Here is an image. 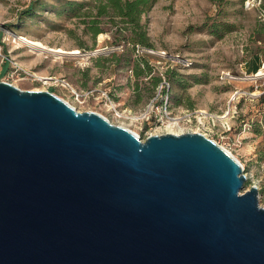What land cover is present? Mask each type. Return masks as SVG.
I'll return each instance as SVG.
<instances>
[{"label": "water", "instance_id": "obj_1", "mask_svg": "<svg viewBox=\"0 0 264 264\" xmlns=\"http://www.w3.org/2000/svg\"><path fill=\"white\" fill-rule=\"evenodd\" d=\"M246 182L201 133L143 140L0 81V264H264V207Z\"/></svg>", "mask_w": 264, "mask_h": 264}, {"label": "rangeland", "instance_id": "obj_2", "mask_svg": "<svg viewBox=\"0 0 264 264\" xmlns=\"http://www.w3.org/2000/svg\"><path fill=\"white\" fill-rule=\"evenodd\" d=\"M32 1L0 0V81L9 76L22 90L51 91L78 111L98 112L142 139L161 132L155 125L119 119L109 108L110 99L121 109L140 113L158 96L157 88L155 95L147 98L153 87L150 77L142 78L136 90L132 66H115V61L97 66L99 56L121 55L126 47L114 44L110 33L93 40L78 18L64 19L48 11L40 14L39 9L28 17L23 12ZM142 23L153 44L144 47L152 51L148 52L152 75L161 74L162 81L169 84L172 116L191 113L187 119L174 121L173 130L201 133L228 151L244 168L247 182L243 191L258 184L264 207V74L254 77L264 69V0H225L221 4L154 0ZM20 37L65 52L33 53ZM80 43L86 48H80ZM257 51L261 64L254 72ZM141 55L136 46L133 57ZM186 60L191 62L189 66L184 65ZM168 68L178 72L177 82L164 74ZM154 110L159 117L161 109ZM257 124L261 125L259 131Z\"/></svg>", "mask_w": 264, "mask_h": 264}, {"label": "trees", "instance_id": "obj_3", "mask_svg": "<svg viewBox=\"0 0 264 264\" xmlns=\"http://www.w3.org/2000/svg\"><path fill=\"white\" fill-rule=\"evenodd\" d=\"M212 1L221 4L225 0ZM153 3L154 0H55L54 3L48 4L45 0H33L23 13L28 17H33L39 9L40 14L48 11L56 12L59 17L64 19L78 18L84 26L83 31L93 40H96L102 33H110L114 44H122L126 48L121 55L114 52L109 57L99 56L97 66L104 67L102 61L105 63L115 61L112 63L115 66H132L137 80L135 83L137 91L140 80L150 77L153 87L147 95L149 99L155 95L156 89L163 82L162 75L159 73L152 75L153 67L150 64L152 56L150 54L142 53L140 57L134 58L133 53L137 45L153 47L147 29L142 23L143 15L152 8ZM214 28V32L217 33V27L214 26ZM78 46L82 49L86 48L84 43H80ZM254 54L253 70L257 72L260 68L261 56L259 51ZM164 74L173 83L179 80V74L175 69L168 68ZM165 91H163L164 94ZM138 102H141L140 98L137 99ZM257 126L256 130L259 131L261 125L257 124ZM262 191L264 192V188Z\"/></svg>", "mask_w": 264, "mask_h": 264}, {"label": "built area", "instance_id": "obj_4", "mask_svg": "<svg viewBox=\"0 0 264 264\" xmlns=\"http://www.w3.org/2000/svg\"><path fill=\"white\" fill-rule=\"evenodd\" d=\"M137 47L141 49L142 53H148V52L152 53V51L150 49H146V48H144L142 46H139V45H137ZM120 48H123V46L121 45ZM190 64H191V62H189L187 60L184 61V65L185 66H189ZM3 81L11 83L9 81V76L7 77V79H5ZM164 90H166L165 94L163 93ZM168 92H169V84L166 81H163L160 84V86L158 87V96L155 97L151 101V103L143 111H141L140 113H137V112L135 113V112H133L132 110H129V109H121V108H119L116 104H114L109 99L110 97H109V94L107 92H103V96L106 97L107 99H109V101H107V103L109 105L110 110L114 113L115 117H117L119 119H122L124 121L135 122L137 124H147L150 127L155 125V126H157V127L162 129L161 132L155 133V134L161 135V134L170 133V132L164 131V130H167V129L169 130L168 125H172V123H174V121L180 120V119H187V117H190V115H191V113H185L184 116H181V117H178V118L173 117L172 113H171V110H170L171 105H170V99H169V93ZM160 96H161V99H160ZM159 99L161 100V102H160V104L158 106H156V103L158 102ZM155 107L161 109L159 117H158V115L156 114V112L154 110ZM96 113H98V112H96ZM102 116H104V115H102ZM105 118H107V117H105ZM112 123H114V122H112ZM166 123L167 124L170 123V124L165 125ZM114 124H116V123H114ZM116 125H121L123 127H126V126H124L122 124H118V123ZM126 128L129 129L128 127H126ZM129 130H131V129H129ZM132 132H134L137 136L141 137L135 131H132ZM155 134L151 133L147 137H149L151 135H155ZM246 178H247V176H246ZM254 185L259 187L258 184H254Z\"/></svg>", "mask_w": 264, "mask_h": 264}, {"label": "bare ground", "instance_id": "obj_5", "mask_svg": "<svg viewBox=\"0 0 264 264\" xmlns=\"http://www.w3.org/2000/svg\"><path fill=\"white\" fill-rule=\"evenodd\" d=\"M21 38V37H20ZM21 40L23 42H25L33 51V53H38L40 54L43 51H53L55 53H64L65 51L59 48H51L46 46L44 43H42V41H37V40H32V39H28V38H21ZM68 52V51H67ZM72 52H77V51H72ZM264 69L262 68L255 76H259L264 74ZM176 122V121H175ZM173 124V123H172ZM178 124V123H177ZM168 128L170 129V133H174V134H179L177 132H175L172 128V125H168ZM175 128V127H174ZM177 129V128H176Z\"/></svg>", "mask_w": 264, "mask_h": 264}]
</instances>
